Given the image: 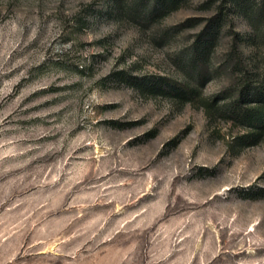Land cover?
<instances>
[{"label":"rangeland","instance_id":"rangeland-1","mask_svg":"<svg viewBox=\"0 0 264 264\" xmlns=\"http://www.w3.org/2000/svg\"><path fill=\"white\" fill-rule=\"evenodd\" d=\"M263 2L244 0L260 35ZM151 7L0 0V264H264V140L237 148L231 122L134 85L188 80L180 62L220 13L200 93L221 105L236 37L258 72L264 43L228 0Z\"/></svg>","mask_w":264,"mask_h":264},{"label":"trees","instance_id":"trees-1","mask_svg":"<svg viewBox=\"0 0 264 264\" xmlns=\"http://www.w3.org/2000/svg\"><path fill=\"white\" fill-rule=\"evenodd\" d=\"M186 1L188 0H152L149 18L175 12L182 8ZM228 2L232 4L235 11L244 15L252 29L247 38V45L258 46L264 43V35H260L259 26V20H262L263 16L256 17L255 12L250 13L251 9L247 7L244 0H228ZM262 5L263 14L264 2ZM222 19L223 17L218 13L208 20L201 32L196 35L194 43L184 54L185 59L180 62V69L184 71L188 80L176 82L165 77H158L141 82L136 81L134 83L138 84L134 85L139 90L152 93V95L173 98L183 104H199L207 115L218 116L240 128L243 133L234 139V144L237 148H247L264 140V71L258 72L256 66L251 67L244 63L237 49L243 38L236 37L235 45L227 55L228 61L232 63L231 67L238 70L241 77L232 89L233 93L225 98L227 101L221 105L217 101L208 102L201 98L200 93L208 81L207 73L221 34ZM188 25V23L184 24V26ZM260 193L263 197L264 189H261Z\"/></svg>","mask_w":264,"mask_h":264}]
</instances>
